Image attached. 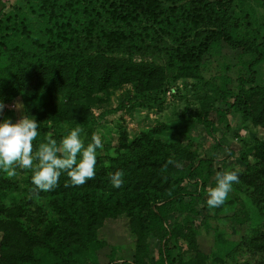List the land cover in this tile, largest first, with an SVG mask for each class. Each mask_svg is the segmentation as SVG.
Returning a JSON list of instances; mask_svg holds the SVG:
<instances>
[{
  "label": "trees",
  "instance_id": "16d2710c",
  "mask_svg": "<svg viewBox=\"0 0 264 264\" xmlns=\"http://www.w3.org/2000/svg\"><path fill=\"white\" fill-rule=\"evenodd\" d=\"M25 1L29 16L5 10L0 0V99L6 103L18 97L22 112L40 123L34 148L49 136L59 142L65 126L79 125L91 138L96 118L90 106L99 105L95 101L100 98L93 95L97 92L132 83L138 95L156 99L178 78L204 80L202 71L212 63L215 72L203 82L211 87L214 103L194 117L205 134L223 149L216 132L229 128L230 115L264 126V82L260 80L264 37L258 29L251 30L249 22L240 31L243 21L234 11L233 0ZM245 1L237 0L239 5ZM259 1L264 7V0ZM222 49L231 50L232 57L222 55ZM133 54L158 55L163 63L134 61ZM232 69L234 76L229 73ZM53 95L59 96L58 102ZM174 131L184 134L189 128L184 123ZM190 144L189 137L164 142L144 132L127 143L123 136L122 150L107 166L96 163L95 178L84 185L71 186L62 174L58 187L37 194L29 177L24 192L10 195L9 203L5 192L16 185L0 171V264H114L111 253L106 261L97 260V249L104 241L96 231L106 219L120 214L128 218L134 236L133 264L150 262L152 237H165V242L156 247L150 264H209L196 246L195 233L200 228L212 230L214 238L222 241V234L209 224L219 208L203 213L208 210L206 190L215 186L220 168L214 167L211 157H193ZM253 149L257 161L241 175L253 190L250 194L240 190L242 198L233 188V211L222 214L239 227L249 221L247 200L258 213L264 210V140L256 141ZM225 151L233 154L229 147ZM169 158L184 162L183 167L165 168ZM117 170L123 172L121 188L113 187L109 179ZM41 197L50 200L51 220H45L37 203ZM199 217V225L193 227ZM249 225L247 245L264 254V227L256 228L253 221ZM178 237L193 252L188 260ZM217 264L223 261L218 259Z\"/></svg>",
  "mask_w": 264,
  "mask_h": 264
},
{
  "label": "rangeland",
  "instance_id": "374dc122",
  "mask_svg": "<svg viewBox=\"0 0 264 264\" xmlns=\"http://www.w3.org/2000/svg\"><path fill=\"white\" fill-rule=\"evenodd\" d=\"M4 3L5 10H12L18 13L28 15L25 0H1ZM233 7L236 15L242 19L243 23L240 31L244 30V22H249L250 29H258L260 36L264 37V7L259 0H246L243 4H238L237 0H233ZM29 16V15H28ZM29 18V17H28ZM253 31H250L252 34ZM114 56H123L117 53ZM222 55L232 57L231 50L222 49ZM134 61L146 60L155 63H163L160 56H140L133 54ZM232 61V60H231ZM215 64L209 65L207 70L202 71L203 79H208L209 75L215 72ZM260 80L264 82V67ZM231 75L233 69L230 70ZM234 76V75H232ZM204 80L196 78H178L166 85L160 90L156 99H145L135 92L132 83H124L118 86H110L105 92H97L93 95L100 99L95 101L97 106L91 105L90 111L92 116L96 118L93 126V135H98L102 141L103 147L97 149V163L107 166L109 159L114 157L122 150L119 147V140L123 136L129 143L133 138L148 133L151 138H157L164 142L177 141L186 137L191 139L190 152L193 157L208 156L213 159L214 167L236 171L239 176V182L233 184L232 191L229 193L226 202L218 207L215 211L216 216L209 217L210 229L214 228L216 232L222 234V241L214 238L212 230L199 229V233H195V243L199 250L207 255L206 262L209 264H217L218 259L223 264H264V254L258 251L256 247L249 246L246 243L251 235L249 221H253L260 228L264 227V210L257 212L253 204L249 200L246 202L247 219L240 227L236 224H230L223 219V213H231L234 204L232 202L233 188H238V195L242 198L245 194H250L253 187L242 180V174L250 170V166L257 161L253 145L256 141L264 140V126L260 124H252L250 119H243L238 115H230L228 117L229 128L224 131L221 128L216 132L217 137H221L223 149L216 146V142L209 138L201 125H199L194 117L195 114L207 105L214 103V95L211 87L203 82ZM58 95H53L55 102L59 101ZM20 102L16 97L11 102L4 103L6 105L3 116L10 118L13 122L23 113L13 107L14 103ZM108 111L104 116L99 114ZM187 124L188 133L179 134L174 130L179 129L183 124ZM161 125L169 126V128ZM50 135H52L50 133ZM92 138V137H91ZM89 135L82 132L81 139L90 143ZM229 147L233 154L227 155L225 148ZM224 162V163H222ZM184 162L179 163L180 167ZM5 176L9 177L6 173ZM31 177L29 170L16 168V175L11 179L16 188H8L5 192L7 202H10V195L15 193H23L24 181ZM240 190H243L240 191ZM207 199V198H206ZM45 213V220H51L54 217V211L51 207L49 198L41 197L37 202ZM206 203V200H205ZM207 205V204H206ZM35 209V206H31ZM215 208L204 209L203 213H211ZM246 219V220H247ZM173 216H168V221L172 223ZM200 217L193 221V227L199 225ZM192 227V228H193ZM97 237L104 241V244L97 249V260L106 261L108 253L113 254L114 264H133L132 255L134 247V236L129 231L128 218L124 214H120L112 219H106L96 231ZM165 237L159 239L152 237L148 255L150 262L155 259V249L157 246L165 242ZM177 244L180 250L184 251V258L188 260L193 252L186 250V241L182 237L177 238ZM150 262L148 264H150Z\"/></svg>",
  "mask_w": 264,
  "mask_h": 264
},
{
  "label": "clouds",
  "instance_id": "9594fccd",
  "mask_svg": "<svg viewBox=\"0 0 264 264\" xmlns=\"http://www.w3.org/2000/svg\"><path fill=\"white\" fill-rule=\"evenodd\" d=\"M6 105L0 99V171L9 177L16 175V168L29 170L31 182L39 192H49L59 186L62 174H66L71 186H82L96 175L97 149L103 147L98 135H93L91 142L85 144L81 139L83 129L77 125L67 129L59 142L51 136L34 148V141L40 135V123L35 117L22 113L14 122L3 116ZM13 107L23 109L21 102ZM179 162L169 158L164 167ZM113 187L121 188L124 184L123 172L110 173ZM239 182L236 171L224 169L215 174V186L207 188L206 204L209 208L222 206L228 199L232 186ZM69 186L65 184V187Z\"/></svg>",
  "mask_w": 264,
  "mask_h": 264
}]
</instances>
